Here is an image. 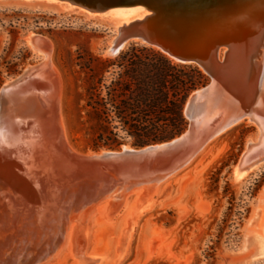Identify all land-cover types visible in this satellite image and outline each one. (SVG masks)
<instances>
[{
	"label": "rangeland",
	"instance_id": "1",
	"mask_svg": "<svg viewBox=\"0 0 264 264\" xmlns=\"http://www.w3.org/2000/svg\"><path fill=\"white\" fill-rule=\"evenodd\" d=\"M120 20L117 15L109 14L108 22L97 26L81 10L70 11L57 4L35 0H0V94L28 67L42 63L41 52L46 49L50 53L52 68L49 77H53L48 78V84L51 83L61 103L63 126L70 146L87 155L120 151L125 146L140 149L134 147L132 141L123 139L124 134H121L119 142L122 144L116 149L94 152L93 140L83 125L86 79L88 75L102 74L93 58L114 61L131 47H142L130 44L120 54H108L107 46L113 36L109 29L113 23L118 26ZM29 35L37 38L38 50L30 46ZM186 66L202 71L196 65ZM113 72L110 70L102 75L108 81ZM203 74L207 86L211 78ZM184 115L189 125L185 107ZM257 126L247 121L234 125L213 138L186 167L165 181L159 187L152 206L134 220L128 256L120 261H115L117 242L133 205L137 203L138 193L127 197L116 218L98 222L97 218L103 215L107 206V203L103 204L89 224L87 254L101 257L100 264H209L205 254L227 221L211 263L264 264V255L260 254L258 242L254 243V239L243 249L248 236L255 234L264 238V169L251 172L240 183L232 177V171L246 153L248 143L257 142L261 135ZM261 152L264 153V146L256 150L254 156H263ZM52 204L55 205V201ZM230 207L232 211L229 214ZM239 211L246 212L242 220L238 216ZM257 212L258 218L251 223ZM234 223L239 227L236 231L231 228ZM10 228L7 231L10 234L6 233L3 239L2 253L15 263L22 259L19 264H35L36 258L31 257L32 253L35 255L46 250L55 239L54 235L43 238L38 233L30 240V237L15 234ZM228 237L232 239L229 243ZM70 242L69 235L58 255L43 264H76L70 252ZM23 257L30 258L24 260Z\"/></svg>",
	"mask_w": 264,
	"mask_h": 264
},
{
	"label": "bare ground",
	"instance_id": "2",
	"mask_svg": "<svg viewBox=\"0 0 264 264\" xmlns=\"http://www.w3.org/2000/svg\"><path fill=\"white\" fill-rule=\"evenodd\" d=\"M35 1L75 10L57 1ZM259 6L262 8L253 11L246 24L236 21L229 27L233 33L241 32V42L236 49H225L222 55L220 52V68L209 87L191 94L185 108L190 119V130L184 136L186 152L172 166L162 167L161 173L153 178H136L130 183L125 182L126 177L111 178L118 184H109V179L97 176V165L107 164L105 154L118 153L87 155L70 146L63 126L61 103L51 83L48 84L52 68L46 49L41 52L42 63L28 67L21 76L9 82L0 94V264L22 261L15 263L7 255L3 256V239L8 226L15 234L28 236L30 240L38 233L43 238L54 235L52 246L35 255L32 253L35 264L56 257L69 235L70 252L76 264H100L101 257L87 254V233L92 217L107 203L97 221L113 220L123 209L127 197L138 193L137 203L133 205L117 242L115 261L125 259L130 249L133 222L152 206L159 187L186 167L213 138L236 124L247 121L261 129L257 142L248 143L242 167L254 168L255 172L264 169V155L254 156L256 150L264 146V6L260 3ZM136 11L115 10L105 15L83 12L97 26L106 24L109 14L117 15L121 19L118 26L112 24L117 30L128 24ZM31 37L30 46L38 50L37 38ZM128 46L123 44L110 55L115 56ZM166 56L178 63L171 55ZM122 150L133 149L125 146ZM246 175L247 170H244L234 173L233 178L240 183ZM54 201L55 205L52 204ZM258 216L257 212L251 223ZM251 239L258 242L260 254L264 255V238L259 235L248 236L243 249L250 245ZM27 258L23 257L24 260Z\"/></svg>",
	"mask_w": 264,
	"mask_h": 264
},
{
	"label": "water",
	"instance_id": "3",
	"mask_svg": "<svg viewBox=\"0 0 264 264\" xmlns=\"http://www.w3.org/2000/svg\"><path fill=\"white\" fill-rule=\"evenodd\" d=\"M51 1L67 4L94 15H105L115 10H137L128 24H123L117 30L109 29L113 36L107 46L108 54L123 44L149 47L171 55L180 64L198 66L211 81L220 68V52L236 49L241 42V32L230 31L231 24L236 21H244L246 24L250 14L257 8H262L258 7V4L264 6V0ZM27 39L32 43L33 38L30 35ZM211 81L201 88V91L206 90ZM189 99L190 97L185 108ZM187 119L189 121V118ZM189 130L190 121L185 132L169 142L127 151H102L118 154L103 156L107 159L104 160L107 164L97 165V176L109 179L108 183L116 186L118 183L113 182L111 178L126 177L127 183L136 178H153L161 173L162 167L172 166L186 152L184 136H187ZM242 161L243 156L234 167L232 177L236 172L247 170V178L254 171V168H243Z\"/></svg>",
	"mask_w": 264,
	"mask_h": 264
},
{
	"label": "trees",
	"instance_id": "4",
	"mask_svg": "<svg viewBox=\"0 0 264 264\" xmlns=\"http://www.w3.org/2000/svg\"><path fill=\"white\" fill-rule=\"evenodd\" d=\"M93 60L98 62L100 73L114 71L108 81L102 74L86 79L83 125L93 140L94 152L116 149L122 144L121 134L141 148L171 141L185 132V103L207 84L197 67L175 64L160 51L143 46L131 47L114 61ZM231 211L232 207L229 214ZM245 213L238 212L240 220ZM226 227L227 221L205 254L209 264ZM231 228L236 231L239 227L234 223ZM231 240L228 237L227 242Z\"/></svg>",
	"mask_w": 264,
	"mask_h": 264
}]
</instances>
